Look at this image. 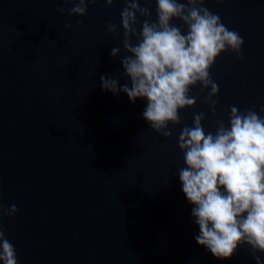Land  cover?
Masks as SVG:
<instances>
[{
    "label": "water",
    "instance_id": "1",
    "mask_svg": "<svg viewBox=\"0 0 264 264\" xmlns=\"http://www.w3.org/2000/svg\"><path fill=\"white\" fill-rule=\"evenodd\" d=\"M73 6L0 0V206L18 210L0 225L18 264H256L247 245L219 260L196 243L178 137L197 113L206 133H215L217 120L228 125L232 106L264 116V0H205L243 38L242 58L226 50L215 60V115L206 102L210 89L201 94L197 84L189 93L196 104L179 111L170 138L143 118L146 98L133 103L101 86L108 76L131 87L121 64L124 0H96L83 17L56 11ZM140 7L156 20V0H140ZM110 22L116 35L108 33Z\"/></svg>",
    "mask_w": 264,
    "mask_h": 264
},
{
    "label": "clouds",
    "instance_id": "2",
    "mask_svg": "<svg viewBox=\"0 0 264 264\" xmlns=\"http://www.w3.org/2000/svg\"><path fill=\"white\" fill-rule=\"evenodd\" d=\"M73 3L70 10L56 11L83 17L87 6L96 0H65ZM111 6L114 0H104ZM150 4L151 0H143ZM222 3L223 0H216ZM121 11L123 49L121 59L131 87H122L118 79L101 77L106 92L127 94L130 102L146 98L142 116L150 128L165 138L173 132L169 125L181 124L179 111L193 108L197 98L190 90L199 84L201 94L208 91L206 102L215 115L219 86L210 76L215 60L226 50L241 57L243 38L228 29L204 6L205 0H156V20L150 7H140V0H124ZM142 18L141 31L136 29L137 16ZM181 21L187 31L172 23ZM71 28V24H65ZM110 35L118 28L107 24ZM136 43H133V39ZM120 47H113L117 57ZM264 111V109H262ZM203 113L194 114L193 126H184L178 137V147L184 154V164L178 170L182 192L194 205L192 217L199 227L196 243L219 260L233 257L238 247L247 245L256 264H264L257 253L264 254V116L254 110L240 112L230 109L228 125L217 120L216 131L205 132ZM17 208L0 206V217L13 216ZM0 264H18L14 245L5 237L0 225Z\"/></svg>",
    "mask_w": 264,
    "mask_h": 264
}]
</instances>
